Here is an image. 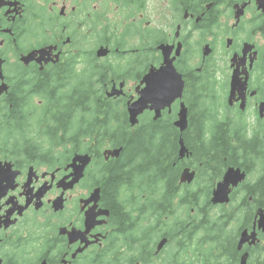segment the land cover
<instances>
[{"label":"flooded vegetation","instance_id":"1","mask_svg":"<svg viewBox=\"0 0 264 264\" xmlns=\"http://www.w3.org/2000/svg\"><path fill=\"white\" fill-rule=\"evenodd\" d=\"M263 8L0 0V264H264Z\"/></svg>","mask_w":264,"mask_h":264},{"label":"water","instance_id":"2","mask_svg":"<svg viewBox=\"0 0 264 264\" xmlns=\"http://www.w3.org/2000/svg\"><path fill=\"white\" fill-rule=\"evenodd\" d=\"M264 9V8H263ZM170 99H174V96H171ZM154 105L156 106H161L162 104L155 103ZM147 107V101L144 97H140L134 105H132L131 108H129V114H130V122L132 125L136 124L137 120L136 117L138 114H140L145 108ZM152 108V107H151ZM158 108H156V114L158 115ZM177 124L180 126L181 129H184L186 126V110L182 106V109L180 111V116H179V121ZM119 150L113 151V153H118ZM88 161V156L87 155H77L73 162H79L80 163V174L75 176V179H77L80 175H83V169L85 163ZM2 168V164L0 163V169ZM2 176V171L0 170V177ZM261 226L264 225V223H260ZM243 243V240L240 241L239 243V248L241 247ZM246 261V256L242 257L241 263L240 264H245Z\"/></svg>","mask_w":264,"mask_h":264},{"label":"trees","instance_id":"3","mask_svg":"<svg viewBox=\"0 0 264 264\" xmlns=\"http://www.w3.org/2000/svg\"><path fill=\"white\" fill-rule=\"evenodd\" d=\"M71 114H72V106L69 107V132H70L69 136H70V142L73 141V138L79 136V132H78L79 126L76 124L75 121L72 120ZM75 125H76V127H74ZM71 127H74V128H71ZM97 128L100 129L99 126H97ZM92 130H94V129H92ZM121 131H122V135H126L125 134V131L126 130H124V129H117V132H121ZM149 131H155V132H157V129H151ZM133 135H135L137 138H143L145 136V132L138 131V132H136ZM134 146L140 147L141 146V143H134ZM141 152H142V150L140 152H134V153L140 154ZM138 181L142 182L143 181V177H139L138 178ZM142 210H143L142 208L138 207V208H134V209H129V212H132V211H134V212L135 211H140L139 212V216H141Z\"/></svg>","mask_w":264,"mask_h":264},{"label":"rangeland","instance_id":"4","mask_svg":"<svg viewBox=\"0 0 264 264\" xmlns=\"http://www.w3.org/2000/svg\"><path fill=\"white\" fill-rule=\"evenodd\" d=\"M78 117H79V112H74L72 119L77 121Z\"/></svg>","mask_w":264,"mask_h":264}]
</instances>
